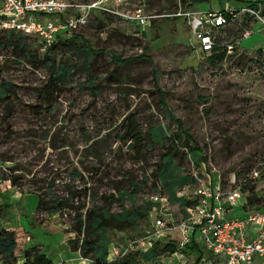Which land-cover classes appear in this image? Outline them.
I'll use <instances>...</instances> for the list:
<instances>
[{"label": "rangeland", "instance_id": "1", "mask_svg": "<svg viewBox=\"0 0 264 264\" xmlns=\"http://www.w3.org/2000/svg\"><path fill=\"white\" fill-rule=\"evenodd\" d=\"M129 1L145 2L154 15L152 22L140 27L105 16L100 27L91 21L76 32L93 48L114 50L121 58L136 57L147 46L153 64L145 58L116 65L103 52L93 57L87 74L77 54L58 53L57 59L76 63V71L58 92L47 96L42 88L49 82L47 65L27 61L10 47L0 48V83L13 85L6 97L0 93V223L14 227L25 246H39L52 264L86 263L68 243L74 236L68 231L73 210L65 208L61 215L37 210L38 194L48 198V184L63 198L76 190L73 204L81 207L91 203L90 193L109 194L115 192L113 186L129 191L134 180L139 189L125 201L126 207L147 200L159 204L135 228L114 231L116 246L144 233L156 236L154 219L159 216L174 226L184 218L182 207L167 198L155 178L164 146L141 150L135 139L125 135L128 124L143 131L162 125L167 134L176 132V124L159 103L157 87L202 149L204 161L196 162L187 147L177 144L180 171L198 179L197 184L220 183L224 190L252 186L259 203L264 202V54L256 53L264 48V17L245 14L246 2L240 0H205L193 5L194 12L239 9L234 22L212 33L226 48L225 58L216 61L199 49L184 18L174 16L186 2ZM6 33L0 27V38ZM247 36H253L249 42L259 44L245 46ZM25 40L32 48V42ZM153 67L162 71L157 78ZM88 76L100 87L96 94V85L91 87ZM43 99L49 102L39 108ZM254 166L260 177L250 180ZM12 176L18 184L3 179ZM111 208L117 210L118 203H111ZM242 211L234 206L230 209L231 214ZM158 236L169 237L182 248L178 229ZM195 252L185 246L173 256L162 255L146 264H193Z\"/></svg>", "mask_w": 264, "mask_h": 264}, {"label": "trees", "instance_id": "2", "mask_svg": "<svg viewBox=\"0 0 264 264\" xmlns=\"http://www.w3.org/2000/svg\"><path fill=\"white\" fill-rule=\"evenodd\" d=\"M186 2L185 6L176 9L189 10L193 5L205 0H182ZM246 2V9L252 11L249 14L247 11L245 14L253 16L254 13L264 15V7L260 9L258 0H240ZM136 3H143L147 8L145 2L137 1ZM264 3V2H263ZM241 9V8H240ZM225 16V20L222 24H215L211 26L208 33L211 37V49L209 50L208 58L210 60L222 61L226 56L225 46H220L219 42L213 37V31L224 28L237 19V11L239 9H233L228 12L223 8L221 10ZM254 12V13H253ZM105 16L115 18L111 15H94L90 18L89 22L83 26L86 27L91 21L96 23L98 27L103 24L102 19ZM177 17V16H175ZM186 22V21H185ZM81 29V28H80ZM6 37L0 38V48L10 47L12 52L17 56H20L27 61L36 63H45L50 71L49 82L42 88L45 95L58 92L60 85L64 83L66 79L71 77L76 71V63H70L68 60L58 58V53H71L77 54L81 57V67L88 73H91L90 62L93 57L106 52L112 62L116 65H126L132 60H140L150 58L147 56L148 47L142 48L141 54L136 57L121 58L114 50H104L103 48H93L90 41L84 38L79 32H73L69 36L57 34L54 41L48 45L44 50L40 49V43L33 37L23 34L15 30H6ZM32 42V48L26 40ZM41 52V55L38 53ZM258 56L264 54V48H258L256 50ZM162 71L153 67V77L157 76ZM88 79H92L88 76ZM91 87L95 82L92 79ZM93 85V86H92ZM157 86V85H156ZM13 89V85L9 81H3L0 83V93L3 97ZM100 90V87L96 85L94 93L96 94ZM157 94L159 96V103L162 105L163 110L166 112V116L176 124V132L172 135L167 134L165 128L162 125H152L146 130H141L139 126H126L125 135L135 139L141 150L151 149L155 145L164 146L165 150L161 155V159L155 168V178L159 183V187L162 188L163 193L167 195V198L172 202H177L184 212V218L186 215V207L191 206L197 202V199L190 198V191L194 185H197L196 180L191 174H183L178 165L176 164L177 144L182 143L188 149V153L192 156L196 162L204 161L201 158L202 149L193 139L190 129L184 126L183 121L177 118L169 109L164 100V93L157 87ZM41 104L38 106L44 107L43 104H48V100H41ZM9 179L13 185L18 184L16 176L3 178ZM118 184V183H117ZM45 194L48 195L47 199H44L38 194L37 210L40 212H46L48 214H62L63 209H72L74 215L72 217V223L68 231L72 232L74 236L68 239V243L72 249L79 251L80 256L88 260V264H146L155 262L162 255H174L177 254L179 249L190 247L195 250V256L193 264H202V256L204 250L200 244L195 240V236L191 240L185 243L182 248H179V244L170 239L169 237H153L150 239V243L146 246H141L140 239H145L150 234L144 233L136 238L127 241L123 246H116L112 242L114 231H125L129 228H135L143 220H145L151 211L156 210L158 202L151 200L145 201L143 204L136 207H126L125 201L131 200L133 195L139 189V185L134 181H130L129 191L120 188L119 186H113L115 192L109 194H97L90 193L91 203L88 206H74L73 200L77 195L76 190L69 191L66 198L56 195L52 191V185L45 186ZM159 188V190H160ZM247 189V190H245ZM243 192L242 204H236L234 207L242 208L246 210L253 205H260L258 196L254 195L252 186H244L241 188ZM188 192V193H187ZM86 193V191H85ZM117 202L118 209L113 210L111 203ZM1 218V216H0ZM17 247L16 233L13 229L3 227L0 223V264H52V261L48 256L41 251L37 246H31L22 253V261L19 263L18 257L15 254ZM118 249V254H113L112 251ZM109 253L112 257L109 259Z\"/></svg>", "mask_w": 264, "mask_h": 264}, {"label": "built area", "instance_id": "3", "mask_svg": "<svg viewBox=\"0 0 264 264\" xmlns=\"http://www.w3.org/2000/svg\"><path fill=\"white\" fill-rule=\"evenodd\" d=\"M225 11L231 10L225 8ZM97 14L111 15L140 27L154 18L143 3L130 4L129 0H0V27L35 38L41 50L57 34L69 36ZM174 16L184 18L202 52L211 49L208 30L225 20L221 10L213 9L178 10ZM259 177V168L254 166L248 178ZM190 194L197 202L186 207L185 218L177 226L164 222L160 216L154 219L158 233L170 235L178 229L181 246L195 236L205 252L202 264H264V202L242 209L243 214L239 215L230 213L232 206L242 204L243 192L239 185L224 190L220 183H198ZM158 233L140 239V245L146 246L151 238L159 237ZM118 251L114 249L112 253L118 254Z\"/></svg>", "mask_w": 264, "mask_h": 264}, {"label": "crops", "instance_id": "4", "mask_svg": "<svg viewBox=\"0 0 264 264\" xmlns=\"http://www.w3.org/2000/svg\"><path fill=\"white\" fill-rule=\"evenodd\" d=\"M264 0H261L260 1V3H259V6H260V8H263L264 7ZM263 17H264V15H263ZM255 36V35H254ZM251 38H253V36H247V38L245 39V41L243 42L244 43V45L245 46H249V47H252V46H255V45H257V44H259V41H255V42H249V40L251 39ZM261 38V37H260ZM236 214V213H235ZM240 214H243V212L242 213H240ZM239 214V215H240ZM3 227H5V226H3ZM6 228H8V229H13L14 231H15V233H16V240H17V247H16V249H15V254H16V256L18 257V260H19V263L22 261V253H23V250H25V249H27V248H29V247H31V246H37V245H31V246H29V245H24V244H22L20 241H19V236L17 235L18 233H17V231L14 229V227H6ZM40 250H41V248L39 247V246H37ZM46 254V253H45ZM47 255V254H46ZM81 257V256H80ZM49 258V257H48ZM82 258V261L84 262V263H86V264H88V260L86 259V258H83V257H81ZM50 259V258H49ZM51 260V259H50ZM52 261V260H51Z\"/></svg>", "mask_w": 264, "mask_h": 264}]
</instances>
